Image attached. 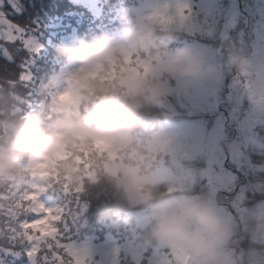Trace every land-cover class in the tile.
Here are the masks:
<instances>
[{"label":"rangeland","instance_id":"obj_1","mask_svg":"<svg viewBox=\"0 0 264 264\" xmlns=\"http://www.w3.org/2000/svg\"><path fill=\"white\" fill-rule=\"evenodd\" d=\"M69 1L84 5L91 16L96 17L98 9H102L103 14V4L105 6L109 0ZM123 2L126 0L119 3ZM128 3L125 7L119 6L120 11L115 12L123 28L117 29L102 49L89 51L82 41H77L74 33L63 39L70 59L52 77L50 107L55 117L51 123L37 122V127L30 130L39 134L42 128L48 127L50 131L45 150L33 155L28 165L33 180L25 197L33 198V208L39 213V219L36 216L33 220L34 231H46L51 226L50 218L57 217L59 206L47 194L44 181L49 176L48 168L64 156L66 143H61V136L72 124L81 125L93 133L111 134L116 141L115 147L106 151L115 159L120 157L119 152H125L123 148L133 139L134 129L121 122L113 121L102 127L76 119L81 101V79L89 80L101 66L108 71L122 55L130 58L138 50L134 42L138 41V47H144L146 41L157 38L161 43H156L152 51L155 57L152 58L159 59L164 71L176 82L175 87L163 86V91L174 88L180 98L184 97L183 113L198 118L168 123L149 134L151 139L147 138L148 134L140 135L143 137L134 142L137 145L132 148L141 150L133 152L139 156L146 148L151 153L150 157L137 166H125L114 170V173L124 180L130 201L133 197L138 202L147 201L158 192L155 198L161 203L129 228L106 216V223L104 219L103 222L112 230L105 233L103 241L87 238L76 243L70 240L72 248L64 245L67 264H71V255L78 258L75 264H247L237 236L246 228L245 200L253 155L264 154V150H259L263 145L259 133L264 130V0H228L226 9L223 0H142L134 5V8L139 6L135 11L139 17L136 22L142 28L151 29L153 34L144 39L137 32L139 37L135 41L132 31L126 27L127 22L134 20L131 10L126 12L131 1ZM15 5L27 10L22 0H15ZM11 7L9 0H4L2 10L9 13L13 9ZM13 11L17 13L15 9ZM200 15L205 19L210 17L212 21L217 17L215 25L221 30L214 28L211 34H202L206 37L193 42L194 30L203 23L198 19ZM7 17L10 19L8 14ZM168 20H180L178 27L180 30L186 28L182 32L190 35V41L183 40L176 48L171 49L169 45L170 51L164 47L169 43L166 42L167 33L160 27ZM34 25L45 34L51 31L46 27L43 15L36 16ZM2 44L4 42L0 41ZM11 44L6 47L22 69L27 60L25 49L21 43ZM13 48L16 50L11 52ZM0 51L3 52L2 49ZM18 82L20 79L16 80ZM6 83H0V97L13 95L11 104L15 106L17 91ZM32 85V82L26 84L23 91V104L27 109L18 107L16 111L19 113L10 116L4 110L1 113L0 109V126L6 129V136L0 135V157L4 155L5 147L11 144L7 160L14 164L17 163L11 160V148H15L23 136L21 128L31 115L28 111L34 106L40 108L39 100L44 98L43 95L37 96L39 89L29 90ZM96 85L100 89L105 87L100 79L96 80ZM77 93L80 94L78 103H62L65 95ZM11 116L13 123L9 122ZM34 116L45 119L41 112ZM78 150L91 156H100L104 151L87 142H82ZM82 158L86 160L84 156ZM66 164L69 165L68 162ZM5 166L2 163L0 176L8 178L7 183L11 187L19 174L11 164L8 169H4ZM121 199L123 193L120 192V197L111 204ZM3 206L7 208L8 204ZM108 206L110 209L115 207ZM154 220L158 221L159 227L155 229L156 238L154 236L151 241L145 230ZM41 240L34 235L27 250L38 248ZM88 259L90 262H84ZM25 264H36L35 255Z\"/></svg>","mask_w":264,"mask_h":264},{"label":"trees","instance_id":"obj_2","mask_svg":"<svg viewBox=\"0 0 264 264\" xmlns=\"http://www.w3.org/2000/svg\"><path fill=\"white\" fill-rule=\"evenodd\" d=\"M22 1L26 4L27 10L23 9L22 14L17 16L18 13H15L11 7L12 11L7 14L11 21L25 27L29 36L38 37V41H34L33 46L38 42L43 44V48L39 52L31 53L25 50L26 67H22V69L14 59L9 60L0 51V83L7 84L6 82H8L17 91L15 106L11 104L13 95L10 98L0 97L1 113H4V110L7 112L6 115L10 116V114L19 113L16 111L18 107L27 109L23 104L25 101L23 91L26 89V84L30 82L33 85L29 90L39 89L37 96L43 95L44 98L39 100L40 108L34 106L28 111L31 115L27 117L26 123H23L24 128H21L23 136L17 146L11 148V160L17 164L7 160L11 144L5 147L4 155L2 154L0 157V167L2 163H5L4 169H8L11 164L12 169L19 174L11 187L8 186V178L3 179V176H0V202L2 204L0 205V264H25L29 258L22 254L27 251L32 240H29V236L32 238L34 235L42 238L38 246L40 252L35 255L36 264H67L66 252L63 250L64 245L72 248L71 242H77V240L84 242L87 238L93 241H103L105 233L112 230L107 228L103 222L104 219L106 223V216L113 217L114 220L123 224V227L129 228L139 217L146 216L160 202L155 198L159 195L158 192H155V196L149 197L147 201L138 202L135 197L130 201L127 197L128 193L125 191L124 180L119 179L114 173V170H121L125 166H137L138 163L150 157L151 153L146 151V148H144L145 152L139 156H137V152H140L141 149L132 148L137 145L134 142L143 137L140 135L154 134L168 123L186 118L196 120L198 116L188 117L183 113L181 107L184 97L180 98L174 88L170 91H163V86L164 88L165 86L175 87L176 82L174 83L172 76L164 71V68L159 64V59L152 58L155 57L152 51L156 43H161L160 39L148 40L144 47H138V41L134 42L135 48L138 50L133 52L130 58L122 55L108 71H105L101 66L98 72L90 77L89 81L94 84L97 79L105 83V87L102 89L105 94L103 100L99 96L88 99L84 95L87 89L82 87L79 89L81 101L79 113L76 116V119L81 122L102 127L113 121L121 122V124L134 129L131 143L123 148L126 149L125 152H119L120 157L117 159L106 150L100 156H91L87 152L81 154L79 150L77 151L82 143L80 141L66 143L64 156L54 161L48 168L49 176L44 181L47 194L59 206L57 217L50 218L51 226L44 232L34 231L32 225L22 226L28 221H33L38 213L33 208V198L25 197V192L33 180L28 165L33 155L45 150L50 138L48 127L42 128L39 134L31 133L30 130L37 127V122L51 123L55 117V112L50 107L52 77L66 64L68 58L70 59V54L64 45V37L74 33L77 41L79 43L82 41L89 51L95 52L102 49L104 43L113 37L114 32L123 28L120 25V20L116 19L115 12L120 11L119 6L125 7L130 1V8L126 12L129 13L128 11L131 10L130 14L134 20L131 23L127 22L126 27L132 31L133 40L139 35L146 39L153 34L151 29L142 28L136 22L139 17L136 16L135 11L139 6L134 8V5H138L142 0H126L121 4L119 2L122 0H107L108 3L105 6L103 4L105 11L102 14V9H98L99 14L96 17H92L84 5L74 1L64 0L63 3L59 2L60 0ZM223 1L226 9L228 0ZM38 14L43 15L46 27L51 30L47 34L38 31V27L34 25ZM198 19L203 23L194 30L193 42L206 37L202 34H211V30L214 28L220 32L221 27L215 25L217 17L212 21V18L205 19L200 15ZM179 25H181L180 20H168L160 26L167 33L165 34L166 42L169 43L164 47L169 51V45L172 49L176 48L183 40L190 41L189 33L182 32L186 28L180 30ZM137 27L140 28L137 29ZM41 28H45V26ZM199 29L201 32H198ZM17 43L20 42L12 43L10 46ZM15 50L16 48H13L11 52ZM22 72L26 77L25 80L20 79ZM19 79L20 83H16V80L19 81ZM167 79L172 82V85ZM40 112L45 119L40 120L42 118L34 116ZM12 119L13 116L10 117L9 122L13 123ZM24 119L25 116L22 121ZM5 130L0 126V135L6 136ZM259 135L263 143L259 150L262 151L264 150V130ZM151 136L149 135L147 138L151 139ZM83 156L86 160L82 158ZM253 158V168L248 172V197L245 200L246 228L244 231H239L237 238L247 264H264V154L263 152L255 154ZM67 162L69 165L66 164ZM22 175L24 176L22 177ZM109 175L112 177H108ZM120 192L123 193V199L111 204V201L120 197ZM4 203L8 204L7 208L3 206ZM108 204L115 205V207L110 209ZM253 208L256 210L253 211ZM157 226L159 227L158 221L154 220L145 230L151 241L154 236L156 238L155 229ZM57 229L58 231H56ZM114 230L117 233L115 228ZM137 240L139 239L137 238ZM17 253L21 255L17 256ZM55 253H58L59 256L54 255ZM77 260L78 258L71 255V264H75ZM85 261L90 262V259Z\"/></svg>","mask_w":264,"mask_h":264},{"label":"snow or ice","instance_id":"obj_3","mask_svg":"<svg viewBox=\"0 0 264 264\" xmlns=\"http://www.w3.org/2000/svg\"><path fill=\"white\" fill-rule=\"evenodd\" d=\"M9 2L12 4L13 9L17 13H22L23 9H19L15 5V0H9ZM4 4V0H0V25H3L6 27H0V41H3L4 44L0 45V49L3 50L4 55L9 59H13V57L10 55L9 49L6 47L8 43H16L20 42L25 50H27L29 53L31 52H39L43 48V44L36 43L35 46H33L34 41H38V37L29 36L27 29L17 23H14L7 17V13L2 10V6ZM23 67H26L25 65ZM20 79L25 80L26 77L24 73L22 72L20 74ZM41 207H44V205H41ZM37 217L39 219V214L37 213ZM35 224V221H28L27 224L22 225L24 227L31 226ZM58 231V229L56 230ZM31 236H29V240H31ZM50 247V246H49ZM40 252L39 248H36L35 250L32 248H29L27 251H25L22 255H27V257L32 260V257L34 255H38ZM20 253H17V256H20ZM54 255L59 256L58 253H55ZM62 259V257H61ZM45 260H47V257H45Z\"/></svg>","mask_w":264,"mask_h":264},{"label":"clouds","instance_id":"obj_4","mask_svg":"<svg viewBox=\"0 0 264 264\" xmlns=\"http://www.w3.org/2000/svg\"><path fill=\"white\" fill-rule=\"evenodd\" d=\"M80 85L82 88L87 89V92L84 95L88 99H93L96 96H99L101 100L104 99L105 94L102 89L99 88L98 85L90 82L87 78H82L80 81ZM80 100V94L76 95H65L62 98V103L72 104L78 103ZM71 124V122H69ZM76 141L87 142L90 144H94L100 150H110L115 147V139L111 134L108 133H93L89 129L81 126L72 124L68 131L62 134L61 143H75Z\"/></svg>","mask_w":264,"mask_h":264}]
</instances>
